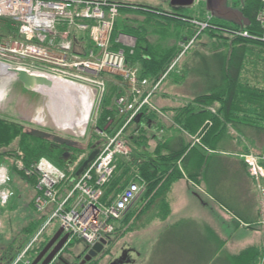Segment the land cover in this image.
<instances>
[{
	"label": "trees",
	"instance_id": "1",
	"mask_svg": "<svg viewBox=\"0 0 264 264\" xmlns=\"http://www.w3.org/2000/svg\"><path fill=\"white\" fill-rule=\"evenodd\" d=\"M110 2L118 6L119 18L122 16L127 18L121 29L117 17L111 35V50L124 51L128 68L137 70L141 82L146 80L149 88H152L164 75L166 77L160 86L169 78L173 84H181L189 77H193L195 79L193 86L199 90L193 99L181 107L163 112L164 115L173 113L169 129L193 137V140L187 141L183 137L174 136L172 140L161 144L157 153L152 155L145 149L151 140L148 134L149 125L155 121L154 118L158 113L146 106L142 110L141 121L139 123L135 121L130 125L129 128L132 126L135 128L132 136L128 134L131 155L129 158L119 159L114 177L106 186V194L123 189L135 172H138V177L146 184V192L134 203L121 222L128 223L136 216L139 203L142 205L144 203L146 209L151 208L153 203L165 197L176 181L186 177L196 184L197 175L191 169L195 156L196 159L197 155L206 158L208 152H220L225 142L230 139V130L240 139H244L242 140L244 142L249 138L252 139V142L245 143L248 146L247 150L240 157L244 171L258 190L243 156L257 155L259 164L264 169V156L254 152L256 142L264 135V28L257 22L262 0H246L242 6L241 12L249 21L248 26H240L212 17L206 9L200 14L190 16L185 14V9L171 7L164 9L161 6ZM198 23H205L206 27L202 28ZM239 32H247L248 36H242ZM120 34L134 37V47L115 44L114 41ZM9 36L17 38V30L9 21H5L0 39ZM203 37L212 44L211 49L206 53L194 50L197 47L207 48ZM81 40H86L89 49L93 48L87 35ZM75 41L76 39L74 49ZM192 41V45L184 53L186 56L192 55L190 64L181 62L180 59L184 55L181 58L180 55L184 46ZM86 51L85 49L84 52ZM122 81L126 89L127 82L123 76ZM118 96L120 95L116 89H107L104 85L96 110V131L112 135L116 128L123 126L124 118L118 115L115 107ZM29 131L30 129L27 130L22 123L0 116V166H7L10 173L17 174L36 191L35 176H27L18 168L17 162L14 161L9 167L5 161L1 162L2 159H13L19 150L24 154L23 162L27 168H31L35 162L45 158L58 168L65 169L69 160L64 158V149L54 146L52 139L33 137ZM96 137L97 140L89 148L83 149L80 146L73 149V156L70 159L76 161L84 153L88 156L92 147L97 145V141L101 142V135L96 134ZM13 144H17V149H14ZM209 166L211 165L204 170L205 174L209 171ZM218 167L220 171L224 165L219 163ZM262 187L264 189V179H262ZM33 208L37 211L34 199ZM230 210L247 225H252L237 210L234 208ZM169 212L167 207L162 218H165ZM45 218L46 216H41V221H34L24 229L27 237L9 262L37 233ZM249 227L253 228V226ZM118 231L119 226L116 233ZM45 243L46 241L31 253L39 251ZM31 253L28 260L32 257ZM227 264H264V244L243 250L240 254L229 258Z\"/></svg>",
	"mask_w": 264,
	"mask_h": 264
},
{
	"label": "built area",
	"instance_id": "2",
	"mask_svg": "<svg viewBox=\"0 0 264 264\" xmlns=\"http://www.w3.org/2000/svg\"><path fill=\"white\" fill-rule=\"evenodd\" d=\"M118 15V6L110 0H0V34L5 21H9L18 34L17 38L0 39L1 64L24 67L79 85H98L102 92L104 83L98 80L102 74L119 73L128 87L127 92L115 100L117 113L125 121L123 126L112 135L98 132L102 134L100 152L80 176L77 177L76 172L88 157L85 153L65 169L45 158L35 162L31 168L25 166L23 155L17 161L20 170L37 179L34 204L46 220L9 264H28L30 253L54 221L59 222L64 233L70 235L68 243L78 241L91 249L103 239L110 241L130 208L146 192V184L135 172L123 189L106 194V186L114 177L119 159L131 155L127 133L130 125L144 107L150 105V98L166 77L164 75L149 88L146 80H139L137 70L128 68L124 51L111 50V35ZM257 22L264 28V0ZM198 24L206 27L205 23ZM80 33L87 34L93 44L86 53L74 49V40ZM239 34L248 36L247 32ZM130 38L121 36L123 43L132 46ZM192 43L184 46L180 58ZM243 157L258 190L264 193V169L259 164V157L254 154ZM10 180V169L0 166L2 206L13 194L5 188Z\"/></svg>",
	"mask_w": 264,
	"mask_h": 264
},
{
	"label": "rangeland",
	"instance_id": "3",
	"mask_svg": "<svg viewBox=\"0 0 264 264\" xmlns=\"http://www.w3.org/2000/svg\"><path fill=\"white\" fill-rule=\"evenodd\" d=\"M113 1L142 4L150 7L161 6L164 9L170 8L169 3H163L161 0ZM204 9H206L205 1L197 0L193 7L185 9V14L190 16L200 14ZM126 19L127 18L123 16L122 18H119L118 23L121 29H123ZM204 38L205 37L202 39ZM204 43L207 45V48L197 47V49L194 50H199L204 53L208 52V50L211 49L212 44L207 39H204ZM191 58L192 55H184L180 60L181 62L185 61L184 63L187 62L190 64ZM2 62L3 61L0 60V64ZM98 80H101L102 83L105 82L102 79ZM194 80L193 77H189L185 82H181V84H173L170 78L165 80L162 83V86L159 87L158 91L153 94L151 102L156 104L157 99H163V103L166 102L169 106L184 105L199 93V90L193 86ZM82 86L88 87L92 91V98L94 101L90 120L83 133L79 128L74 130L59 128L53 117L50 97L41 92L25 89L23 84L14 78H12L3 99L0 101V116L22 123L26 126L27 130L42 129L58 135H65L70 139L80 142V146L83 147V149L89 148L90 145L97 140L96 134L102 135L98 133L99 131L95 130L96 110L98 109L102 89H100V86L94 84H83ZM163 95H166L168 98L165 99ZM156 105L160 108L162 107L161 105ZM76 108L77 113H80L81 107ZM132 129H134L133 126L129 128L131 133L133 132ZM233 135L235 137L237 136L235 133ZM251 135L252 137L254 136L253 132H251ZM249 139L245 141L252 142V139ZM263 140L264 135L259 137L258 142H256V145L254 146L255 150L258 146L261 147L259 150L257 149V151L254 150V152L260 156H264ZM149 143L150 141L148 144ZM12 146L15 147L14 149H17L16 147H18L17 144H13ZM22 155L24 156L21 151L17 150L16 157L11 160L4 158L1 162L5 161L9 166L12 165L14 161H19ZM10 175L11 180L5 185V188L10 189L13 194L9 200L10 202L4 206L0 205V250L3 251L0 259L5 257L4 261L0 260V264H7L16 253L17 249L21 246L23 240L26 239L27 234L24 232V229L34 221H41V216H43V213H39L33 208V199L36 194L33 187L27 184L17 174L12 172ZM189 182L191 189L188 187H186V189L179 188L178 192L180 195L173 197L174 200H177L176 204L178 209L175 212L173 222L178 218L179 211H182L180 206L181 201L183 202L185 199L193 202L196 201V197L194 196L197 191L196 184L191 180ZM189 192H192V194ZM186 193L188 194V197ZM259 194L262 198L264 197L263 192L259 191ZM139 205L140 206H137L136 216L132 217L128 223H124V221L121 222L119 225V231L112 237L111 244L115 245L113 251H118L125 246L133 248L136 252V254H134L136 261L133 264L228 263L226 261V255H224L223 252H220L213 261L209 259L205 260L209 255V251L207 248L196 244V237L192 236V232L190 229H187V225H169L171 220L163 221L162 215L164 214L163 212H160L161 214L158 213L159 210L156 206H151V208L146 209L144 208V203L143 205L139 203ZM166 217H168V215ZM45 220L46 218L43 222H45ZM249 226H253V228H250ZM229 227L232 228L231 230L229 229V235H235L234 241H232L234 246H231L235 253L252 244H256L257 246L263 245L264 225H229ZM59 228V222L54 221L45 231L42 240H47L48 237L54 236ZM50 239H48V241H50ZM68 245L69 246L63 251L65 256L70 254H80L85 248L83 243H77L76 241H72ZM231 247L229 249H232ZM36 253H32L31 258H34ZM189 254H198L196 260L193 261L194 263L191 262ZM192 258L194 257L192 256ZM108 259L109 258H105L100 263L99 260H95L90 264H106L109 261Z\"/></svg>",
	"mask_w": 264,
	"mask_h": 264
},
{
	"label": "crops",
	"instance_id": "4",
	"mask_svg": "<svg viewBox=\"0 0 264 264\" xmlns=\"http://www.w3.org/2000/svg\"><path fill=\"white\" fill-rule=\"evenodd\" d=\"M86 35L85 33H80L77 36L75 41V49L77 52L83 53L85 49L87 51L90 50L86 40H81ZM122 35L131 37L132 46L122 42ZM114 43L122 47L131 48L135 45V38L130 35L120 34ZM101 79L105 81L103 82L105 87L107 86V89H116L118 95L124 94L128 90V87L125 89L122 75L119 73L106 72L102 74ZM163 97H165V99L168 98L166 95H163ZM151 99L152 97L150 98L149 106L151 110L154 109L158 114L155 113V121L151 123L148 128V134L149 136L151 135L150 143L147 145V149H145L148 154L154 155V153H157L161 144L168 142L170 139L172 140L174 136L183 137L187 141L193 140V137L187 136L175 129H169L168 127L172 124L171 118L173 113H167V115L163 114L164 111L177 109L182 105L169 106L166 102L163 103V99H157L156 104L161 105L162 107L160 108L156 104H153ZM117 129L119 128H116L114 132ZM134 129H132L133 132ZM133 132L131 133V131H129L128 134L132 136L134 134ZM230 134V139L225 142L220 152H208L206 153V158L197 155L198 158L196 159L195 156L194 164L191 169H193L198 179L196 183L197 191L194 195L196 201L193 202L188 199H185L183 202L181 201L180 206L182 211H179V216L175 222H173V219L178 209L176 204L177 200H174L173 197L180 195L178 192L179 188L186 189V187H188L191 189L190 180L186 177L176 181L165 197L161 200H157L152 205L158 208V213H164L165 209L168 207L170 210L168 217L162 218V220H171L169 225H187V229H190L192 236L196 237V244L207 248L209 251V255L205 260L209 259L213 261L220 252H223L228 262L229 258L240 254L243 250L257 246L256 244H252L243 248L241 251L234 252L231 246H234L232 241H234L235 235H229V229H232L229 225L247 224L240 220L230 209L234 208L237 210L241 215L246 217L252 225H264V197L262 198L259 194V191L254 186L241 164L242 159L240 155L247 150L248 146L238 135L236 137L233 135L234 131L230 130ZM260 148L259 146L256 149L259 150ZM219 163L224 165V168L220 171L218 167ZM208 165L211 166H209L210 169L205 174L204 170ZM187 193L186 195L188 197ZM189 193L192 194V192ZM230 247L232 249H229ZM189 255L191 262L196 260V256H198V254ZM192 256L194 258H192Z\"/></svg>",
	"mask_w": 264,
	"mask_h": 264
},
{
	"label": "water",
	"instance_id": "5",
	"mask_svg": "<svg viewBox=\"0 0 264 264\" xmlns=\"http://www.w3.org/2000/svg\"><path fill=\"white\" fill-rule=\"evenodd\" d=\"M206 3V10L210 13L212 17L222 19L228 22H233L236 25H249V21L243 16L240 10L233 9L228 6L227 0H203ZM163 3H169L170 7L173 9H188L195 5L197 0H161ZM4 65V64H3ZM7 71L12 74L13 78L19 82H21L25 89L29 91H37L41 92L40 89L47 88L52 86V83L57 80L55 78L49 77L44 73H38L35 71H31L24 67H7ZM42 93V92H41ZM142 114H139L136 122L139 123L141 121ZM29 134L33 137L39 139H52L53 145L58 144L61 146H65L64 150V158H67L70 153L68 152L69 148L77 147L78 142L70 139L61 137L58 135H52L41 129H30ZM59 148V147H58ZM100 149L97 145L92 147L91 153L88 155L84 163L77 170L76 176H80L84 170L97 158ZM73 160L67 161V165H72ZM64 234V229L59 228L47 246L43 249V251L38 255L35 261L32 264H39V262L43 259L46 253L53 247L56 241ZM69 234H65L59 243L54 247L52 252L48 255V257L41 264H51L55 256L61 252L64 246L69 241ZM109 240L103 239L96 245H94L91 249H88L87 255L82 264H85L88 261H91L93 258L97 257L100 253H102L107 247ZM130 250H125L123 252V256H128ZM129 260H125L122 257L119 261L114 262L113 264H129Z\"/></svg>",
	"mask_w": 264,
	"mask_h": 264
},
{
	"label": "bare ground",
	"instance_id": "6",
	"mask_svg": "<svg viewBox=\"0 0 264 264\" xmlns=\"http://www.w3.org/2000/svg\"><path fill=\"white\" fill-rule=\"evenodd\" d=\"M13 76L7 66L0 64V101L3 99ZM40 91L50 97L55 122L61 129H81L85 132L90 120L93 98L92 91L85 86L66 80H55L52 86ZM81 112L77 113V108Z\"/></svg>",
	"mask_w": 264,
	"mask_h": 264
},
{
	"label": "flooded vegetation",
	"instance_id": "7",
	"mask_svg": "<svg viewBox=\"0 0 264 264\" xmlns=\"http://www.w3.org/2000/svg\"><path fill=\"white\" fill-rule=\"evenodd\" d=\"M202 1H203V0H202ZM245 1H246V0H227V4H228L229 7L241 11V8H242V6L245 4ZM41 130H42V129H41ZM44 131H46V132H48V133H51L52 135H58V134H55V133L50 132V131H47V130H44ZM58 136L68 138V137H66L65 135H58ZM77 142H78V141H77ZM100 143H101V142L98 140V141H97V147H98V148H99V146H100ZM54 146L59 147V149H61V148L64 149V150L66 149V147H65L64 145L60 147V145L55 144ZM78 147H80V142H78L77 147H73V148H69V149H68V152L70 153V155H69L67 158H65V159H66V160H71L70 158L73 156V151H72V150H73V149H76V148H78ZM64 235H65V234H63V235H62V236L56 241V243L53 245V247H52V248L46 253V255L43 257V259L39 262V264H41V263H42V262L48 257V255L52 252V250L54 249V247L59 243V241L62 239V237H63ZM52 237H53V236L48 237V239H50V238L52 239ZM46 238H47V237H46ZM48 239H47V240L43 239V240L40 241V243L36 246L35 250H36V249H37V248H38V247H39L44 241H46V243L43 245L42 249L39 250V251L36 253V255H35L34 258H30V259L28 260V261H29L28 264H32V263L35 261L36 256L38 257V255L43 251V249L45 248V246L50 242V241H48ZM51 239H50V240H51ZM47 241H48V242H47ZM111 242H112V241L110 240L109 243H108V245H107V247L105 248V250H104L102 253H100L97 257L93 258L91 261L86 262L85 264H90V263L94 262L95 260H99V263H100V262L103 261L105 258H109V259H108L109 261H108L106 264H113L114 262L119 261L122 257H124L125 260H129V261H130L129 264H133V263H135L136 260H135V258H134V254H136V252H135V250H133V248L125 246V247H123V248H120L118 251H117V250H114V251H113L115 245L111 244ZM68 244H69V243L67 242V244L64 246L63 250H62L61 252H59V253L55 256V258L53 259V261H52L51 264H82V263H83V261H84L86 255H87V251H88L87 247L85 246L84 250H83L80 254H76V255L70 254V255H68V256H65L64 253H63V251L69 246ZM125 250H130L128 256H123V252H124ZM2 254H3V251L0 250V256H1ZM31 256H32V253H31ZM4 259H5V257H2L0 260H1V261H4ZM33 259H34V260H33ZM8 262H9V261H8Z\"/></svg>",
	"mask_w": 264,
	"mask_h": 264
}]
</instances>
